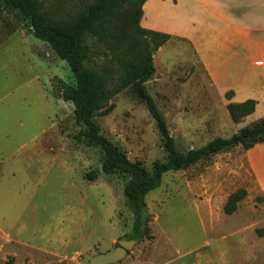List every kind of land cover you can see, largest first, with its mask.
<instances>
[{
	"label": "rangeland",
	"instance_id": "obj_1",
	"mask_svg": "<svg viewBox=\"0 0 264 264\" xmlns=\"http://www.w3.org/2000/svg\"><path fill=\"white\" fill-rule=\"evenodd\" d=\"M1 6L0 264L9 258L13 264H89L122 240L135 243L114 264H264V202L256 201L263 196L251 191L235 213H223L230 193L252 186L249 164L259 156L248 157L241 146L165 173L141 214L152 238L131 240L129 178L101 172L102 150L74 140L85 127L55 91L59 79L75 85L70 68L31 35L28 22ZM153 64L145 88L181 153L264 119L258 109L238 123L230 120L226 106L233 96L218 92L187 38H171ZM110 103L108 115L93 117L100 134L148 172L165 162L145 105L129 89ZM89 172L95 180L85 179Z\"/></svg>",
	"mask_w": 264,
	"mask_h": 264
},
{
	"label": "trees",
	"instance_id": "obj_2",
	"mask_svg": "<svg viewBox=\"0 0 264 264\" xmlns=\"http://www.w3.org/2000/svg\"><path fill=\"white\" fill-rule=\"evenodd\" d=\"M148 0H0L3 10L14 11L21 20L29 23L30 33L46 43L53 53L66 62L75 85L58 80L55 91L65 102L73 105V117L85 130L74 136L80 142L85 139L88 147H99L104 155L101 172H119L129 180L124 189L128 207L132 213L131 240L139 239L149 229L142 226L141 214L146 207L145 196L157 189L161 177L176 172L221 151L241 146L247 151L257 144L264 146V119L241 128L229 138H216L198 149L181 153L176 149L166 122L147 93L145 83L155 73L154 53L166 44L171 36L142 28V7ZM1 14V10H0ZM129 89L143 103L154 120L163 147L167 153L165 162H155L150 172L137 162L130 161L113 143L100 134L93 117L105 116L113 109L111 99ZM233 92L225 94L231 99ZM256 102L228 103L230 120L238 123L254 112ZM96 172H89L85 179L93 181ZM247 192L241 188L227 197L223 206L225 215H232ZM264 202V197H257ZM9 258L6 264H13Z\"/></svg>",
	"mask_w": 264,
	"mask_h": 264
},
{
	"label": "crops",
	"instance_id": "obj_3",
	"mask_svg": "<svg viewBox=\"0 0 264 264\" xmlns=\"http://www.w3.org/2000/svg\"><path fill=\"white\" fill-rule=\"evenodd\" d=\"M142 11V28L191 42L218 92L232 91V103L255 101L254 113L264 110V29L235 23L233 16L240 12L229 0H148ZM256 154L259 158L249 164L252 186L245 190L264 197L262 144L247 151L248 157Z\"/></svg>",
	"mask_w": 264,
	"mask_h": 264
},
{
	"label": "clouds",
	"instance_id": "obj_4",
	"mask_svg": "<svg viewBox=\"0 0 264 264\" xmlns=\"http://www.w3.org/2000/svg\"><path fill=\"white\" fill-rule=\"evenodd\" d=\"M231 7L240 15L233 21L246 29H264V0H229Z\"/></svg>",
	"mask_w": 264,
	"mask_h": 264
},
{
	"label": "water",
	"instance_id": "obj_5",
	"mask_svg": "<svg viewBox=\"0 0 264 264\" xmlns=\"http://www.w3.org/2000/svg\"><path fill=\"white\" fill-rule=\"evenodd\" d=\"M133 243H135V241H119V246L117 248L104 254L94 256L89 264H114L126 255V251Z\"/></svg>",
	"mask_w": 264,
	"mask_h": 264
}]
</instances>
